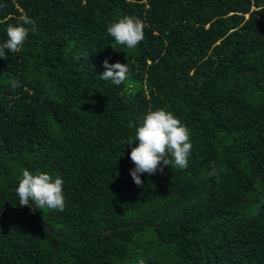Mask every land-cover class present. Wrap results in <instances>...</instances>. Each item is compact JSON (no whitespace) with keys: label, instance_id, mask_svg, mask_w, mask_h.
Here are the masks:
<instances>
[{"label":"trees","instance_id":"trees-1","mask_svg":"<svg viewBox=\"0 0 264 264\" xmlns=\"http://www.w3.org/2000/svg\"><path fill=\"white\" fill-rule=\"evenodd\" d=\"M25 13L0 58V264H264V0H0V43ZM123 15L133 50L106 32ZM156 108L192 149L138 187L127 144ZM22 169L60 176L65 209L19 205Z\"/></svg>","mask_w":264,"mask_h":264},{"label":"clouds","instance_id":"clouds-1","mask_svg":"<svg viewBox=\"0 0 264 264\" xmlns=\"http://www.w3.org/2000/svg\"><path fill=\"white\" fill-rule=\"evenodd\" d=\"M144 21L135 15H123L107 25L106 32L113 38V49L120 50L123 46L128 50L135 49L144 40ZM38 31L37 22L29 15L22 14L18 22L9 23L6 27L7 39L0 43V58H7V52L19 53L29 33ZM167 35V33H166ZM106 69L100 76L102 80L111 81L119 86L128 80L130 71L126 63L103 62ZM12 87H19L18 80L11 81ZM136 144L131 148L130 160L135 167L130 170L134 183L140 187L143 185L141 174L153 175L159 169L163 172V166H174L185 169L188 166L192 143L190 130L171 111L164 108L149 109L142 117L135 136L129 138L128 146ZM64 181L56 175L46 171L35 172L22 169L15 187L18 203L21 206H29L35 209L48 208L50 210L63 211L66 200L63 192ZM139 264H144L143 260Z\"/></svg>","mask_w":264,"mask_h":264},{"label":"water","instance_id":"water-1","mask_svg":"<svg viewBox=\"0 0 264 264\" xmlns=\"http://www.w3.org/2000/svg\"><path fill=\"white\" fill-rule=\"evenodd\" d=\"M215 172H216V170L214 169L212 175L215 174Z\"/></svg>","mask_w":264,"mask_h":264}]
</instances>
